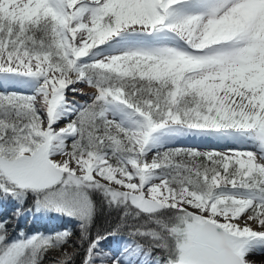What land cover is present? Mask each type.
I'll return each mask as SVG.
<instances>
[{
	"label": "snow or ice",
	"instance_id": "1",
	"mask_svg": "<svg viewBox=\"0 0 264 264\" xmlns=\"http://www.w3.org/2000/svg\"><path fill=\"white\" fill-rule=\"evenodd\" d=\"M0 209V264H254L264 0H0Z\"/></svg>",
	"mask_w": 264,
	"mask_h": 264
},
{
	"label": "trees",
	"instance_id": "2",
	"mask_svg": "<svg viewBox=\"0 0 264 264\" xmlns=\"http://www.w3.org/2000/svg\"><path fill=\"white\" fill-rule=\"evenodd\" d=\"M3 209H0L2 212ZM10 215V211H9ZM116 217L114 215H108L105 212H102L96 219V225L94 228L95 231H105L112 227ZM9 227L12 229V233L15 234L14 230H23L25 233L31 235L35 232H45L51 231L53 229L62 230L63 228H71L74 232L78 233V230L74 227L72 223H69L64 219H48L46 217L41 218L39 216L28 214L20 221L12 220L9 224ZM14 229V230H13ZM16 236V235H15ZM127 240L126 232L117 233L111 237L107 241L104 242V248L107 251H118L123 248L125 242ZM55 254H49L45 256L42 260V264H54ZM76 264H80V257L76 258ZM136 264H141L138 260Z\"/></svg>",
	"mask_w": 264,
	"mask_h": 264
},
{
	"label": "bare ground",
	"instance_id": "3",
	"mask_svg": "<svg viewBox=\"0 0 264 264\" xmlns=\"http://www.w3.org/2000/svg\"><path fill=\"white\" fill-rule=\"evenodd\" d=\"M71 98V97H70ZM63 126V125H61ZM180 144V143H178ZM184 144H191V145H194V146H200L198 142L196 141H187V142H184ZM59 159V158H58ZM252 227L255 229V230H264V229H260L258 228L255 224L252 225ZM248 259L250 261H253L254 264H264V253H256V254H251Z\"/></svg>",
	"mask_w": 264,
	"mask_h": 264
},
{
	"label": "rangeland",
	"instance_id": "4",
	"mask_svg": "<svg viewBox=\"0 0 264 264\" xmlns=\"http://www.w3.org/2000/svg\"><path fill=\"white\" fill-rule=\"evenodd\" d=\"M84 91H85V92H90L91 89H89V88H87V87L85 86V87H84ZM70 97H71V96H70ZM70 97H69V98H70ZM77 99H78V100H83V99H87V97H83V98H82V97H80V96H77ZM175 146H177V147H199V146H194V145H191V144H184V143H182V144L180 143V144H177V145H175ZM200 150L203 151V150H206V149L203 148V147H201ZM11 230H12V229L9 227V233H10V236H11V237H15V235H17V234L19 233V231H21V230H14V229H13V230L16 232L15 234H13ZM254 254H256V253H254Z\"/></svg>",
	"mask_w": 264,
	"mask_h": 264
}]
</instances>
